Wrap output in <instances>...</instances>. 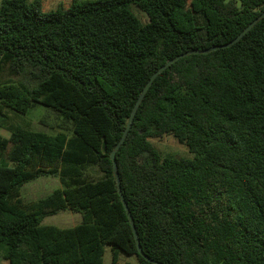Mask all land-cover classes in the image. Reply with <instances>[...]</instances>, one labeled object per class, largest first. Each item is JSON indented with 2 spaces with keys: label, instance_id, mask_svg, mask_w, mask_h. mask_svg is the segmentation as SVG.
<instances>
[{
  "label": "trees",
  "instance_id": "1",
  "mask_svg": "<svg viewBox=\"0 0 264 264\" xmlns=\"http://www.w3.org/2000/svg\"><path fill=\"white\" fill-rule=\"evenodd\" d=\"M263 12L264 0H72L53 10L3 0L0 104L21 115L43 105L42 124L58 132L14 124L0 135V258L104 264L109 247L111 264L122 254L153 264L138 252L111 153L154 72L230 43ZM165 135L192 157L162 158L151 139ZM116 161L150 259L264 264V19L232 47L166 69ZM41 176L62 187L24 200L22 187ZM63 211L81 223L43 224Z\"/></svg>",
  "mask_w": 264,
  "mask_h": 264
},
{
  "label": "rangeland",
  "instance_id": "2",
  "mask_svg": "<svg viewBox=\"0 0 264 264\" xmlns=\"http://www.w3.org/2000/svg\"><path fill=\"white\" fill-rule=\"evenodd\" d=\"M3 0H0V6ZM44 6L47 10L57 9L60 5L69 6L72 0H43ZM138 17L142 20L145 15L135 10ZM7 76H3L4 80ZM48 112V108L36 104L30 111L21 115L14 111H11L0 104V119L4 120L3 127L0 128V135L3 137L10 136V127L14 124H19L35 132H44L48 134H55L58 132L57 129L46 127L42 124V118L44 114ZM54 115L47 118L48 123H54ZM69 127V125H68ZM69 133V131L67 130ZM153 145L160 151L162 158L175 157V158H189L192 157L188 148L180 144L173 136L165 135L161 138L151 139ZM62 187V183L59 177L56 176H41L33 181L26 183L21 189V196L26 201H34L44 198L51 194L56 189ZM82 216L80 213L71 211H63L53 216H48L43 220L44 225H54L57 227H73L81 223ZM112 252L111 248L107 247L106 254L104 257V264H111ZM137 263V259L134 256H127L122 254L120 257V263ZM0 264H8L2 258H0Z\"/></svg>",
  "mask_w": 264,
  "mask_h": 264
},
{
  "label": "water",
  "instance_id": "3",
  "mask_svg": "<svg viewBox=\"0 0 264 264\" xmlns=\"http://www.w3.org/2000/svg\"><path fill=\"white\" fill-rule=\"evenodd\" d=\"M262 19H264V12L258 17L256 18L251 24H249L233 41H231L230 43H227L225 45H221V46H216V47H212L206 50H200V51H188L185 52L181 55H178L177 57L173 58L172 60L168 61L165 65H163L162 67H160L156 72H154L150 78V80L148 81V83L146 84V86L144 87L143 91L141 92L132 112L131 115L128 119L126 128L123 132L122 138L120 139V141L118 142L117 146L114 148V150L111 153V160L113 162V169H114V173H115V177L118 183V191H119V195L121 197V200L124 204V207L126 208L132 229H133V233L135 236V240H136V244H137V248H138V252L141 256H143L145 258V260L153 263V264H163L157 261H154L152 259H150L143 251L141 244H140V240H139V235L135 226V222L134 219L132 217V214L130 212V209L128 208V205L126 203V200L124 198V195L122 193V189H121V181H120V176H119V172H118V165H117V161H116V155L118 150L120 149V147L123 145V143L126 141L129 131L132 127L133 121L135 119V116L144 100V98L146 97L147 93L149 92L150 88L152 87L154 81L169 67H171L174 63H176L177 61L190 56V55H195V54H209L212 52H215L217 50L220 49H226L229 47H232L233 45H235L236 43H238L248 32H250L254 26H256V24L261 21Z\"/></svg>",
  "mask_w": 264,
  "mask_h": 264
}]
</instances>
